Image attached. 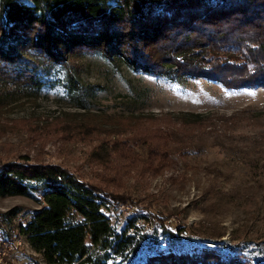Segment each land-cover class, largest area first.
I'll use <instances>...</instances> for the list:
<instances>
[{
	"label": "rangeland",
	"instance_id": "rangeland-1",
	"mask_svg": "<svg viewBox=\"0 0 264 264\" xmlns=\"http://www.w3.org/2000/svg\"><path fill=\"white\" fill-rule=\"evenodd\" d=\"M71 63L96 86L90 110L75 106L59 65L37 92H1L0 162L61 164L127 201L110 215L118 230L136 209L150 210L149 222L170 216L174 234L162 232L134 264L160 250L204 247L264 264V87L172 81L117 68L98 53ZM183 112H201L205 122H187ZM39 205L33 196L0 197V264H34L19 225Z\"/></svg>",
	"mask_w": 264,
	"mask_h": 264
},
{
	"label": "trees",
	"instance_id": "trees-1",
	"mask_svg": "<svg viewBox=\"0 0 264 264\" xmlns=\"http://www.w3.org/2000/svg\"><path fill=\"white\" fill-rule=\"evenodd\" d=\"M31 1L1 0L0 94L37 92L59 65L75 106L88 111L96 86L83 82L71 59L93 53L117 68L172 81L202 77L229 89L264 87V0ZM180 114L205 122L201 112ZM6 196H33L40 204L19 225L38 256L34 264H134L144 246L161 243L162 232L174 234L170 216L149 222L153 213L139 209L116 229L110 215L123 200L61 164L0 162V197ZM139 264L254 262L204 247L160 250Z\"/></svg>",
	"mask_w": 264,
	"mask_h": 264
}]
</instances>
